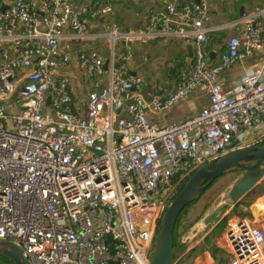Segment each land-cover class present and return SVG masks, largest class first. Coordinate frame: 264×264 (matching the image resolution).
I'll return each instance as SVG.
<instances>
[{
  "label": "built area",
  "instance_id": "1",
  "mask_svg": "<svg viewBox=\"0 0 264 264\" xmlns=\"http://www.w3.org/2000/svg\"><path fill=\"white\" fill-rule=\"evenodd\" d=\"M81 1L0 0V240L31 264H150L173 189L264 141V62L229 90L221 81L264 50V3L235 21L238 32L217 50L209 0H158L163 9L149 8L138 28L115 20L121 0ZM172 38L192 54L171 83L147 91L132 46ZM101 41L106 59L90 51ZM74 59L88 84L84 103L67 72ZM195 92L207 101L197 112L161 121ZM224 247L229 264H264V229L237 220ZM187 255L175 264H190Z\"/></svg>",
  "mask_w": 264,
  "mask_h": 264
},
{
  "label": "rangeland",
  "instance_id": "2",
  "mask_svg": "<svg viewBox=\"0 0 264 264\" xmlns=\"http://www.w3.org/2000/svg\"><path fill=\"white\" fill-rule=\"evenodd\" d=\"M99 48H103L101 56L105 57L108 51L107 44L101 41ZM145 50L152 57L146 64L147 76L143 78L146 89L149 85H162L164 79L170 78L171 67L181 59V53L175 49L174 44H169L163 51L159 46L153 49L147 46ZM190 101L177 108L178 114L175 119H179L185 113L197 111V107L194 106L196 104L192 106ZM178 121L180 120L175 122ZM243 175L242 170L225 173L182 215L175 243L181 245L183 249L190 248L188 257L190 264L196 261L198 264H229L230 256L224 247V238L230 224L237 220L245 219L264 229V213L252 211L255 203L264 204V176L239 204H234L230 198L232 187ZM182 184L177 185L170 193V203ZM198 258L200 260H197Z\"/></svg>",
  "mask_w": 264,
  "mask_h": 264
},
{
  "label": "crops",
  "instance_id": "3",
  "mask_svg": "<svg viewBox=\"0 0 264 264\" xmlns=\"http://www.w3.org/2000/svg\"><path fill=\"white\" fill-rule=\"evenodd\" d=\"M76 1L80 3L83 2L81 0H76ZM84 1L86 2L87 0H84ZM181 1L185 2L187 0H181ZM209 3H210V8H211L210 25L214 28L220 27L219 30L216 31V33L214 34V37L216 38V37L222 36L223 39H221V41H223L224 46H226L229 38L235 35L240 28V25L234 24V22L240 19L244 14L252 10L255 6L264 3V0H209ZM241 7H243L242 15H240ZM149 8H153L158 11H161L163 9L162 5L159 3L158 0H121V1H118L115 7L114 17H115V20L122 26L135 27V28L142 27L145 24L146 13ZM169 44L175 45V49L179 51V53H181V57H180L181 59L190 56L188 49H187L188 45L183 44L181 40H178L176 38H172L169 40L153 41L144 46L135 44L132 46L133 60L131 63V67L134 70V72H137V74H139L143 78L144 76H147L146 64L151 60L152 57L145 50V47L149 46L150 49H153L159 46L160 49L163 51L164 49H167V46ZM99 45H100L99 43L95 44L90 49V51L101 56L103 48H99ZM62 47L66 50H69L71 53L75 54L77 51L78 45L74 42L65 40L62 43ZM212 47L214 49L221 50V47H219L218 45L212 44ZM107 54H108V51H107ZM135 55H136V60H135ZM102 58L106 59L107 55ZM217 60L218 59L216 57L215 59H213V61H217ZM178 61H176L175 64L171 67L170 78H167L165 80L163 77L164 79L163 84L171 83V81L176 78V65ZM263 62H264V50L253 52L251 55H249L246 58L245 61L236 64L232 68L222 73L221 81L224 87L227 90L231 89V87L236 83L237 80H239V78H241V76L246 72V70L251 69ZM67 72L70 74L72 78V88L74 91L75 101L77 103L78 102L84 103L85 101L84 96L86 92L88 91V84L85 81L82 71L79 69L76 59L72 61L71 67L70 69L67 70ZM157 84L159 83L157 82ZM151 88L152 86L149 85L147 86L145 90L148 89L152 91ZM190 100H191L190 103L192 106L196 104L194 106L197 107L196 108L197 111L207 103L205 96L200 94L199 92L193 93ZM181 105L165 113L164 116L161 118V121L163 123H172V122H175L176 120L181 121L185 119L186 117L190 116L191 113L194 114L195 110L185 113L179 119H175V116H177L178 114L176 110ZM84 109L85 107H83V110ZM149 116L151 119L154 118L151 113L149 114ZM260 203L257 202L253 205L252 207L253 212L264 213V204L263 203L260 204ZM257 204L258 206H256ZM185 250L188 251L187 257H189L190 248H186ZM197 260H200V259L198 258Z\"/></svg>",
  "mask_w": 264,
  "mask_h": 264
},
{
  "label": "water",
  "instance_id": "4",
  "mask_svg": "<svg viewBox=\"0 0 264 264\" xmlns=\"http://www.w3.org/2000/svg\"><path fill=\"white\" fill-rule=\"evenodd\" d=\"M5 8L3 5L1 10L3 11ZM242 10L243 7H241L240 15H242ZM122 44H124L123 41ZM187 49L191 55V45H188ZM215 57L216 52L211 51V60L213 61ZM107 65L108 60L104 62L105 69H107ZM233 169H241L244 172L243 177L229 193L232 202L238 204L264 176V144L232 150L217 161L203 165L189 177L161 218L150 264H175L177 262L183 251L181 245L175 244L174 238L179 216L188 205L200 198L217 179ZM0 257L13 262V264H31L25 257L22 248L7 240H0Z\"/></svg>",
  "mask_w": 264,
  "mask_h": 264
},
{
  "label": "trees",
  "instance_id": "5",
  "mask_svg": "<svg viewBox=\"0 0 264 264\" xmlns=\"http://www.w3.org/2000/svg\"><path fill=\"white\" fill-rule=\"evenodd\" d=\"M221 39H223V37L221 36V37H214V40H213V45H218L219 47H221V50H224L225 49V46H224V42L223 41H221ZM264 144V141H262V142H260L258 145H263ZM233 170H241V169H233ZM231 171V170H230ZM229 172V171H228ZM227 173V172H226ZM192 175V174H191ZM190 175V176H191ZM189 176V177H190ZM189 177H187V179H185L184 180V182H183V184L179 187V190H178V193L182 190V188L184 187V185H185V183H186V181L189 179ZM218 180V179H217ZM216 180V181H217ZM215 181V182H216ZM214 182V183H215ZM213 183V184H214ZM212 184V185H213ZM211 185V186H212ZM210 186V187H211ZM208 190V189H207ZM177 193V194H178ZM174 198H175V196H174ZM198 199H200V198H197V199H195L190 205H188L185 209H184V211L181 213V215L179 216V218H178V221H177V224H176V228H175V232H174V238H175V240H176V233H177V230H178V225H179V223H180V220H181V218H182V215L184 214V212L193 204V203H195ZM240 203V202H239ZM238 203V204H239ZM161 221V220H160ZM176 244V243H175ZM0 264H13V262H11V261H9V260H7V259H5V258H2V257H0Z\"/></svg>",
  "mask_w": 264,
  "mask_h": 264
}]
</instances>
